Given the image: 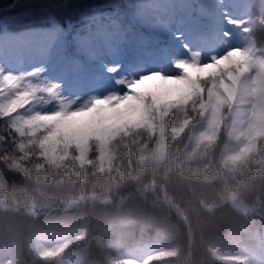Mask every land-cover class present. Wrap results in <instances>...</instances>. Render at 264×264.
I'll use <instances>...</instances> for the list:
<instances>
[{"label": "trees", "instance_id": "1", "mask_svg": "<svg viewBox=\"0 0 264 264\" xmlns=\"http://www.w3.org/2000/svg\"><path fill=\"white\" fill-rule=\"evenodd\" d=\"M141 2L72 0L71 8L37 9L26 23L46 26L52 17L77 22L99 8L120 4L130 10ZM171 2L190 6L177 12H196L202 26L212 27L217 0ZM10 3L0 0V11L8 12ZM248 6L237 41L246 52L240 60L245 87L250 68L264 69V3ZM235 119L227 109L216 119L199 110L173 111L44 152L0 146L1 205L126 196L36 216L0 211V264H264V115L255 126L237 128ZM150 186L152 193H140ZM231 193L257 202L255 212L246 216L233 208L225 201ZM133 253L145 256L134 259Z\"/></svg>", "mask_w": 264, "mask_h": 264}, {"label": "snow or ice", "instance_id": "2", "mask_svg": "<svg viewBox=\"0 0 264 264\" xmlns=\"http://www.w3.org/2000/svg\"><path fill=\"white\" fill-rule=\"evenodd\" d=\"M250 3L264 0L213 5L211 28L196 12L169 27L177 8L190 7L171 0L112 4L77 22L52 17L38 26L26 23L37 9L71 8L72 0H12L0 11V146L44 152L158 114L199 110L216 119L242 106L246 52L234 9Z\"/></svg>", "mask_w": 264, "mask_h": 264}, {"label": "rangeland", "instance_id": "3", "mask_svg": "<svg viewBox=\"0 0 264 264\" xmlns=\"http://www.w3.org/2000/svg\"><path fill=\"white\" fill-rule=\"evenodd\" d=\"M245 0H217L216 5H220L222 3L229 4V5H236V4H243ZM247 5V4H246ZM246 5L242 8L234 9V14L237 16H240L243 14V18H245V8ZM202 3L198 5L199 10L201 11ZM204 10V9H203ZM205 13V12H204ZM207 15V13L205 14ZM174 15L172 16V19L170 22H168V26L172 27L177 21L174 19ZM178 17V16H177ZM178 19V18H177ZM181 19V17H179ZM15 67L17 69H23L26 67V65L23 62H16ZM247 85L248 90L246 93V102L235 109L236 111V125L238 127L242 126L244 123H249L250 125H256L260 119L261 116L264 114V76L263 73L259 70L252 69L249 73V76L247 78ZM153 188L147 187L140 190V193L144 194L152 193ZM161 194V193H159ZM157 199L160 201H164V195L161 194L158 196ZM126 196H117V197H110L107 194H100L95 196H90L88 199H86L84 196H77L75 198H72L66 202H63L59 204L58 206H55L53 203L46 202L44 200H36V199H30L23 204L15 207H9L7 204L1 205L0 204V211H7V212H24L31 216H36L40 213L47 212L49 210L54 209L55 207L63 208V209H71L76 206L82 205L88 201L91 202H97L102 205L114 203V202H121L124 200ZM225 201L229 203L231 206L236 208L237 211L242 213L243 215L250 216L253 214L256 210V204L257 202L253 203H245L241 198L236 196L235 194L231 193L226 196ZM183 220L184 218L181 217ZM134 259H142L145 256V253H133L130 255Z\"/></svg>", "mask_w": 264, "mask_h": 264}]
</instances>
